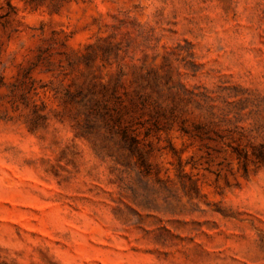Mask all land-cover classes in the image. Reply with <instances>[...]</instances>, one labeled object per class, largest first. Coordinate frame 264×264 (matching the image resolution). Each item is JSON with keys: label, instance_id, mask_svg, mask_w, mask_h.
I'll use <instances>...</instances> for the list:
<instances>
[{"label": "rangeland", "instance_id": "1", "mask_svg": "<svg viewBox=\"0 0 264 264\" xmlns=\"http://www.w3.org/2000/svg\"><path fill=\"white\" fill-rule=\"evenodd\" d=\"M0 264H264V0H0Z\"/></svg>", "mask_w": 264, "mask_h": 264}]
</instances>
